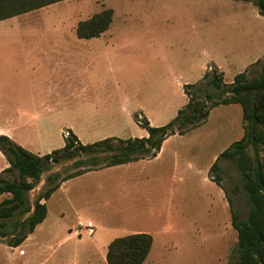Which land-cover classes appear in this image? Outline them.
Masks as SVG:
<instances>
[{
	"label": "rangeland",
	"instance_id": "obj_1",
	"mask_svg": "<svg viewBox=\"0 0 264 264\" xmlns=\"http://www.w3.org/2000/svg\"><path fill=\"white\" fill-rule=\"evenodd\" d=\"M243 2L63 0L41 8L31 30H22L26 34L0 38V128L21 125L13 117L22 108L50 117L42 136L27 127L14 131L42 153L63 146L64 125L75 127L83 143L146 136L134 114L154 126L168 123L187 102L184 83L198 84L187 89L200 100L207 92L217 96L202 78L210 68L222 71L226 84L244 68L248 79L259 74L264 16ZM108 7L114 11L109 29L96 38H78V21ZM65 80H83L90 88L66 99L57 90L51 97L44 92ZM33 92L35 98H27ZM210 103L205 100L206 107ZM91 116L96 120L86 119ZM242 134L240 104H221L199 126L167 137L153 158L68 179L48 200V215L30 239L18 248L8 245L9 237L2 239L0 264H100L98 255L110 241L139 232L153 238L142 264H233L237 231L231 207L245 219L251 205L234 161L219 160V171L212 172L221 175L218 183L209 168ZM6 164L0 154V166ZM71 164L63 161L44 171L29 203L49 173H64ZM78 221L79 236L66 239ZM92 250L96 255L88 258Z\"/></svg>",
	"mask_w": 264,
	"mask_h": 264
},
{
	"label": "trees",
	"instance_id": "obj_2",
	"mask_svg": "<svg viewBox=\"0 0 264 264\" xmlns=\"http://www.w3.org/2000/svg\"><path fill=\"white\" fill-rule=\"evenodd\" d=\"M59 1L63 0H0V19ZM251 1L264 16V0ZM112 17L113 9L104 8L78 21L75 32L80 38L98 37L109 28ZM202 78L218 91L217 96L207 92L200 100L196 92L187 89L198 84H184L187 102L168 123L154 126L146 116L134 114L147 136H111L83 143L67 129L62 147L40 155L0 134V152L8 162V166L0 171V195H9L0 201V242L5 237H9L8 245L13 247L23 242L45 219L46 201L63 181L88 171L153 158L167 137L175 133L185 134L199 126L211 108L237 103L242 108L243 135L217 156L209 172L218 183L221 175H212V172L219 171V160L234 161L251 208L247 218L241 219L231 207V224L237 231V258L233 264H264V62L259 74L251 79L247 77V70H243L226 84L223 73L215 67L207 70ZM205 100L211 101L208 107ZM63 161H72V164L64 173H49L30 204L29 192L40 183L44 171ZM152 243V236L145 232L114 238L107 245L106 260L108 264H142Z\"/></svg>",
	"mask_w": 264,
	"mask_h": 264
},
{
	"label": "crops",
	"instance_id": "obj_3",
	"mask_svg": "<svg viewBox=\"0 0 264 264\" xmlns=\"http://www.w3.org/2000/svg\"><path fill=\"white\" fill-rule=\"evenodd\" d=\"M243 1H244L243 3H244L245 6L250 7V6H253L254 5V3L252 1H249V0H243ZM49 5H51V4H49ZM46 6H48V5H46ZM46 6H43V7H46ZM43 7H40V8H37V9H33V10H30V11H26V12H23V13H19V14H16V15H11L9 17H5V18L0 19V38H5V37L6 38H8V37H12L13 38V37L22 36V34H26V32L25 31H22V30H29V29L31 30V27L35 24L34 21H36V19H35V17H33V15H35ZM113 13H114V11H113ZM112 20H113V17H112ZM111 23H112V21H111ZM3 32L12 33V34L5 35V33H3ZM103 33H101V35ZM37 36L38 37H42V36H45V35H34V34H31V33H27V35H26V37H31V38H34V37H37ZM59 36L60 37H64L62 35H59ZM78 38H80V37H78ZM92 38H96V37H92ZM80 39H91V38H80ZM253 62H255V61L252 60V61H249V63H245V64L249 65V64H251ZM215 68L219 72H222L217 67H215ZM244 70H245V68H244ZM223 77H224V73H223ZM230 81L232 82L233 80H230ZM184 84H186V83H184ZM89 88H90V84L88 82L83 81V80H80L79 82H69V81L65 80L63 83L62 82H59L58 84H52L50 87L45 88V91L44 92H48L49 93V96L51 97V94L50 93L53 92L52 90H54V91L57 90L58 91L59 98L64 97L66 99L67 96L69 94H71V92L76 93V94H84L85 92L88 91ZM47 95L48 94L46 93V96ZM35 96H36V94L34 92L27 94V98H29V99L30 98H35ZM53 99H54L53 101H55L56 100V97L53 98ZM232 104H237V103H232ZM227 105H229V104H227ZM124 109H126V108L124 106H122L121 107V110H124ZM13 119L16 120V121H18V122H21V125L20 124L19 125H15L14 128L12 127V128H8V129L0 128V134L7 135L13 141H15L19 145H21L24 148H26L27 150H29L28 148L31 149L33 145L29 144L24 139L23 136H20V135L15 134L14 131L16 129L21 128V127L22 128L23 127H27L29 129H31L33 132H35L36 134L42 136L43 135V131L45 130V126H46V123L45 122H47L48 120H50V117H48V116L41 117V116H39L36 113H31L30 114V113H28V111L26 109H23L22 108V109H18V111L16 112V115L13 117ZM86 119L87 120H91V121H95L96 120V118H94L93 116L88 117ZM37 121H39L40 123H37ZM150 124H151V121H150ZM63 127L65 129L71 130L79 138V136H78V134L76 132L75 127H73L72 125H64ZM146 136H147V131H146ZM140 137H142V136H140ZM63 145H64V139H63ZM29 151L34 152V153H37V154H40V155L45 154V153H42L41 150L36 149V148L35 149H31ZM0 154L2 155V157H4L1 152H0ZM6 162H7V160H6ZM7 166H8V162H7V164H6L5 167H7ZM116 166H118V165H116ZM112 167H114V166H112ZM107 168H111V167H107ZM1 169H4V168L0 166V171H1ZM103 169H106V168H103ZM65 182H67V180L66 181H63L60 184V186L58 187V189L51 195V197L55 193H57L58 191H61L62 186L64 185ZM43 185H44V182L41 183V185L39 186V190L43 187ZM2 195H4V194H2ZM6 195L7 196H5V197H8L9 196L8 194H6ZM48 200L46 201V204H47V215H48V202H49ZM47 215H46V217H47ZM46 217H45V219H46ZM45 219L41 223H39L38 225H36V227L34 228V230L27 235V237L25 238V240L23 242H21L18 246H15V248L20 247L24 242H26L28 239H30V237L34 234V232L36 231V229L39 228L43 224V222L45 221ZM88 222H90V221H88ZM80 224L83 225V223L81 221H78V228L75 229V230H73V231H72V228H69L68 229V235H66L65 238L66 239H69V238H71L73 236H76V235L79 236L78 229H80L79 228V225ZM46 228L49 229V230H52L53 229L52 227H49V228L48 227H45L44 229H46ZM87 233H88L89 236H92V235H90L91 233H89L88 229H87ZM106 252H107V249L103 253H100L98 255V259L100 261V264H108V262L106 260ZM95 255H96L95 254V251L92 250V253L90 254V256L88 255L87 257L88 258H90V257H93L94 258Z\"/></svg>",
	"mask_w": 264,
	"mask_h": 264
},
{
	"label": "built area",
	"instance_id": "obj_4",
	"mask_svg": "<svg viewBox=\"0 0 264 264\" xmlns=\"http://www.w3.org/2000/svg\"><path fill=\"white\" fill-rule=\"evenodd\" d=\"M68 134V132L66 133V135ZM81 225V224H80ZM85 228H87L88 229V231H89V233H92L93 232V225H92V223L91 222H87V224H86V226H85Z\"/></svg>",
	"mask_w": 264,
	"mask_h": 264
}]
</instances>
